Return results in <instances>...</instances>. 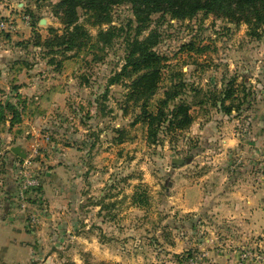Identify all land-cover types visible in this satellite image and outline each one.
<instances>
[{
	"label": "rangeland",
	"instance_id": "rangeland-1",
	"mask_svg": "<svg viewBox=\"0 0 264 264\" xmlns=\"http://www.w3.org/2000/svg\"><path fill=\"white\" fill-rule=\"evenodd\" d=\"M58 3L0 0V19L16 27L0 32V264H189L217 249L223 240L212 208L183 212L181 192L203 176L213 186L221 149L233 156L228 168L264 175V23L259 36L204 13L187 20L155 14L141 24L130 4L119 3L109 7L107 23L84 25L91 36L84 48L61 54L36 44L51 39L50 30L62 34ZM78 13L81 22L89 17ZM109 28L114 35L101 38ZM148 37L165 66L151 106L182 80L193 119L155 145L134 122L140 102L127 100L133 78L109 85L128 41ZM228 84L232 96L221 108ZM228 134L232 148L221 144ZM26 178L39 187L21 198ZM10 234L26 246L19 262ZM207 262L204 256L197 264Z\"/></svg>",
	"mask_w": 264,
	"mask_h": 264
},
{
	"label": "trees",
	"instance_id": "trees-1",
	"mask_svg": "<svg viewBox=\"0 0 264 264\" xmlns=\"http://www.w3.org/2000/svg\"><path fill=\"white\" fill-rule=\"evenodd\" d=\"M128 3L136 20L143 24L155 14L170 16L177 20H187L198 13L213 14L236 25H246L251 35H256L264 23V0H59V14L56 16L63 26L62 34L50 30L51 39L37 46L59 48L61 54L84 48L91 36L84 25L98 27L109 21L107 13L110 6ZM78 10L89 17L80 21ZM114 28L99 31L101 38L110 39ZM151 38L143 41H128L124 64L120 71L109 79V85L119 84L124 78H133L128 87L127 100L140 102L139 114L134 122H140L146 128V141L151 145L160 142L161 137L173 136L189 128L192 123L190 106L183 98L186 85L180 80L172 82L162 93L154 106L150 102L163 81L164 59L153 48ZM188 49L189 46L187 45ZM54 52V51H52ZM230 83V82H229ZM232 96L231 84L220 92V107ZM141 100V101H140ZM225 112L230 108L226 107ZM140 201L134 200L141 206Z\"/></svg>",
	"mask_w": 264,
	"mask_h": 264
},
{
	"label": "crops",
	"instance_id": "crops-1",
	"mask_svg": "<svg viewBox=\"0 0 264 264\" xmlns=\"http://www.w3.org/2000/svg\"><path fill=\"white\" fill-rule=\"evenodd\" d=\"M235 142L232 134L221 138L224 148H232ZM220 152L216 161L219 165L213 171V186L202 183L206 176L200 177L195 184H187L181 192V208L186 213L209 207L213 210L217 233L223 241L217 244V249L213 248L204 254L208 259L207 264H264V261L244 260L240 250L250 247L253 250L250 253H260L264 258V175L248 170L245 166L228 168L233 163V156L226 154L224 149ZM211 199L213 201L210 203ZM8 240L21 250L19 257L14 251L12 254L19 262L23 253L26 254L22 235L16 238L10 234ZM125 259V253L118 255L121 262H126Z\"/></svg>",
	"mask_w": 264,
	"mask_h": 264
},
{
	"label": "built area",
	"instance_id": "built-area-1",
	"mask_svg": "<svg viewBox=\"0 0 264 264\" xmlns=\"http://www.w3.org/2000/svg\"><path fill=\"white\" fill-rule=\"evenodd\" d=\"M16 30V27L11 21H7L4 19H0V32H5L7 34H13ZM39 187V182L37 180H30V179H24L21 183L20 188V197L23 198L24 193L27 192L30 189H36ZM35 218H32V223L34 224ZM205 255L198 256L194 259H191L189 261V264H197L199 260H202ZM244 260H256V261H264V258L260 253H250L245 252L242 257Z\"/></svg>",
	"mask_w": 264,
	"mask_h": 264
},
{
	"label": "water",
	"instance_id": "water-1",
	"mask_svg": "<svg viewBox=\"0 0 264 264\" xmlns=\"http://www.w3.org/2000/svg\"><path fill=\"white\" fill-rule=\"evenodd\" d=\"M11 152L20 158H25V153L21 150L20 147H13L11 149ZM182 162V160H172V164H180Z\"/></svg>",
	"mask_w": 264,
	"mask_h": 264
}]
</instances>
